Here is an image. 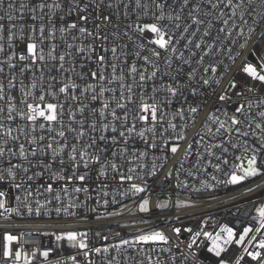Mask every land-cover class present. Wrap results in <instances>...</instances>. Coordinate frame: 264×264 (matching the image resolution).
Returning a JSON list of instances; mask_svg holds the SVG:
<instances>
[{"label":"snow or ice","instance_id":"6c2138e0","mask_svg":"<svg viewBox=\"0 0 264 264\" xmlns=\"http://www.w3.org/2000/svg\"><path fill=\"white\" fill-rule=\"evenodd\" d=\"M188 122L196 128L191 139ZM194 148L192 167L222 173L224 179L208 174L217 185L243 187L264 177V0H0V218H70L103 208L99 221L121 216L127 205L106 210L129 196H139L133 215L166 209L168 202L153 205L141 195L146 177L164 167L157 160L182 153L165 178L175 171L176 186L188 188L179 173ZM151 150L163 155L146 172ZM109 180L126 186L120 201L115 189L107 199ZM252 208L242 229L219 223L208 231L206 220L197 231L183 228L190 233L185 255L202 264V238L208 264H264V202ZM171 231L179 237L182 229ZM40 234L75 249L70 264H81L80 255L84 264H97L95 257L100 264H154L150 251L170 244L160 230L131 239L116 232L117 242L97 232L100 247H90L87 231ZM23 239L0 234V264H33L39 247L29 253ZM50 251L39 252L41 264H53Z\"/></svg>","mask_w":264,"mask_h":264},{"label":"built area","instance_id":"2783aa9c","mask_svg":"<svg viewBox=\"0 0 264 264\" xmlns=\"http://www.w3.org/2000/svg\"><path fill=\"white\" fill-rule=\"evenodd\" d=\"M179 107V103L173 105L172 111ZM186 107V106H185ZM206 109H201L199 115L196 116V122L199 125L205 117ZM175 123L183 124L184 121H180L177 118ZM196 132V128L188 122L187 135L191 139L193 134ZM198 138V137H195ZM138 147H142V142H136ZM184 144V142H181ZM163 155L158 150H151L149 156L145 160V171L147 172L151 168L154 156ZM168 159L157 160V165L163 164L162 169H158L157 175L155 177H146L145 183L148 186L146 193L141 195H148L151 198L153 205L157 202H168L169 207L166 209H158L152 207L150 213H139L136 215L131 214V210H134V201L139 200V196L132 197L129 196L127 199L120 201V193L123 191L124 187L116 188V182L109 180V196L107 199L111 201L113 195V189H115V195L117 201L120 203L116 205H110L106 211H112L113 208L119 209L121 204L127 205L123 214L121 216L108 217L102 220H96V215L99 212L105 211V209L100 208L97 213H92L89 209L81 210L80 214L76 217L70 218H57L53 212L51 217H41L35 218L34 216L29 218L26 215L21 217H13L9 220H4L0 218V234L5 232L15 234L17 236L23 234L24 239L21 241L24 248L30 253L33 248L39 247L38 255L33 260V264H41V258L39 257L40 251L51 250L49 259L53 264H70L68 261L69 256L76 255V250L70 248L67 242H63L62 247H57L55 236H45L41 235L42 232H59L61 230H79L87 231L89 233L88 241L90 247H100L104 241L100 240L96 233L100 232L102 235L109 237V242H117L119 237H115L114 233L119 232L122 237L131 239L133 235L139 234L141 230H160L165 233L166 236L170 238L169 245H162L157 247V251L150 255L155 260L159 258L163 264H173L171 257L173 254L176 255V260L174 264H181L183 260H187L188 264H197L191 256H186L187 253L186 243L190 239V233L184 232L183 228L190 227L193 231L199 230V226L205 220L207 221L206 230L215 231L218 228H213L214 224L227 223L228 226L233 228L242 229L251 222V216L253 214L252 205L257 203V199L251 198L250 196L256 193L258 190L264 189V187L257 188L254 193L247 196H241L240 193L244 188L252 186L255 187L256 184H264V177H257L252 181L246 182L243 187L241 186H228L217 185L215 181L210 180L208 174H215L220 179H224L222 173H213L211 168H208V174L204 172H197L195 168L192 167L196 163L195 160V148L193 149V155L188 157L184 162L183 168L179 173L181 181L188 183L189 187L184 188L183 186L177 187V181L175 179L176 173L173 171L172 178L166 179L165 176L167 172L175 167L179 168V160L182 157V153H178L175 157L168 153ZM192 171L196 174V179L193 180L187 175V171ZM126 171V169H125ZM206 180L209 184L213 185L211 189L205 188L201 181ZM139 183V181H134ZM93 187H95L93 185ZM193 188H199L200 191H193ZM7 190V189H4ZM35 191V189H33ZM90 195L95 197V192L90 190ZM235 196L236 199H231ZM84 198V194H81V199ZM43 199V197H40ZM187 201L194 205L189 208L178 209L175 207L176 201ZM94 204V199L89 201V205ZM10 207H15L14 201L9 205ZM87 213L86 218L84 217ZM143 219H147L148 223H143ZM179 218V219H177ZM128 225V226H124ZM173 227H180L182 229L181 235L177 237L175 233L171 231ZM183 241L184 243H181ZM201 251L198 252L200 261L202 264H208L206 257H210V254L206 252L203 248L204 242L201 238ZM15 247V245H14ZM149 250L152 246H145ZM169 248L170 251L162 252L160 248ZM183 250V252L181 251ZM77 259L84 264L83 256H77ZM97 264H100V258L95 257Z\"/></svg>","mask_w":264,"mask_h":264},{"label":"rangeland","instance_id":"374dc122","mask_svg":"<svg viewBox=\"0 0 264 264\" xmlns=\"http://www.w3.org/2000/svg\"><path fill=\"white\" fill-rule=\"evenodd\" d=\"M250 197L257 199V203L256 204L264 202V189L258 190L256 193H254ZM253 214H255L254 213V209H253Z\"/></svg>","mask_w":264,"mask_h":264}]
</instances>
